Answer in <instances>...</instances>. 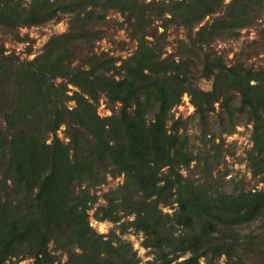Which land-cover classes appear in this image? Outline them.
<instances>
[{"label":"trees","instance_id":"16d2710c","mask_svg":"<svg viewBox=\"0 0 264 264\" xmlns=\"http://www.w3.org/2000/svg\"><path fill=\"white\" fill-rule=\"evenodd\" d=\"M112 11L131 28L134 53L120 64L105 51L81 56ZM61 14L68 30L33 58L0 45V264H142L130 231L153 254L146 264H264V186L228 190L232 180L209 159L219 161L221 146L207 131L211 114L228 133L246 114V159L264 183V66L246 61L264 50V27L234 63L211 47L259 25L264 0H0V28L19 41L29 40L21 28ZM157 19L160 32L151 30ZM173 25L187 33L168 52ZM197 76L211 88L195 85ZM185 93L213 155L191 148L172 113ZM102 96L111 114H100ZM118 177L117 187L95 190ZM91 217L118 231L98 232Z\"/></svg>","mask_w":264,"mask_h":264},{"label":"rangeland","instance_id":"374dc122","mask_svg":"<svg viewBox=\"0 0 264 264\" xmlns=\"http://www.w3.org/2000/svg\"><path fill=\"white\" fill-rule=\"evenodd\" d=\"M229 2L230 0H226ZM71 17L67 14H61L58 20L50 21L46 24L39 26H32L29 28H21V34L29 35L28 41H19L15 39L9 31L4 28H0V45H4L8 52H15L19 54L21 58L29 57L33 58L35 55L40 54L44 50V46L48 41L49 37L53 34L63 33L68 30ZM110 21L106 24L98 26V29L102 31L103 37L99 41H96L93 46H85L81 48V56L85 53H90V49L94 52L101 53L103 51L110 53L115 58H118V64L121 63L120 59H125L131 56L137 48V41L132 35V30L127 25H121L119 22L123 21V17L116 11H112L109 14ZM208 20V18H207ZM161 20L157 19L154 21L153 29L162 31ZM264 27L263 21L254 27L245 28L241 31L238 38L222 39L217 40L212 44V48L222 53L228 63H234L240 54L247 56L251 53L250 44L251 41L259 39V31ZM187 30L183 26L173 25L169 28L168 35V52H175L179 48V41L186 38ZM32 48V54L28 55L27 50ZM259 54H253L247 56L246 61L248 65H252L256 68L264 66V50ZM75 63H81L78 59ZM198 72V71H197ZM195 85H198L204 90L211 88L212 80L205 77H194L191 79ZM182 103L175 107L172 111L176 118L182 117L186 124V131L189 136V142L192 149L195 151L201 150L204 153L213 155L214 151L209 150V147L205 145L206 136L203 133V126L200 123L198 115L195 113V107L190 102V97L185 93L182 97ZM73 105V102L69 103ZM238 104V102H237ZM109 103L105 96H102L100 100L99 112L102 115L111 114V110L107 107ZM237 125L233 129L232 133H228L221 126L217 113L211 114L210 121L208 124V137L211 134L215 135L216 143H219L221 148L219 150L220 159L219 161L209 156L210 160H214L216 174L217 171L221 170L223 173H227L226 179H231L232 182L228 185V190H233L235 186H243L246 188L264 186V183L258 181V177H254L249 163L246 159L248 151L253 146L252 133L253 124L250 123L246 114H239L236 118ZM171 123V122H170ZM184 127V128H185ZM64 127L59 131V136L65 139ZM194 166V165H193ZM187 174L186 171H184ZM230 181V180H229ZM122 182V177L109 178L108 183L97 187L95 190L99 195L108 191L111 188H115L119 183ZM105 199L100 198V204L104 203ZM166 212H172L173 210L169 207L164 208ZM94 210L91 211V214ZM91 224L100 233H109L113 230H117L116 224L110 221H97L94 217H91ZM124 237L130 240L134 248L137 250L138 255L142 258V264H146L148 259L153 257L151 251L141 245L142 236L133 231L127 232ZM53 246V244H51ZM67 255L63 254L62 259L66 260ZM32 260L27 259L20 264H28ZM204 264V262H202ZM219 264H225V258L222 257Z\"/></svg>","mask_w":264,"mask_h":264}]
</instances>
